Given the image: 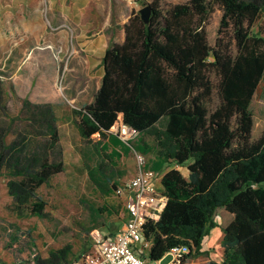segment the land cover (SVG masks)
<instances>
[{"label": "trees", "instance_id": "1", "mask_svg": "<svg viewBox=\"0 0 264 264\" xmlns=\"http://www.w3.org/2000/svg\"><path fill=\"white\" fill-rule=\"evenodd\" d=\"M211 3L223 9L213 46L205 31ZM143 4L152 7L150 23L132 10L124 41L105 49L104 74L93 100L73 109L79 135L82 140L105 137L122 115L154 139L155 169L187 163V178L175 167L161 177L168 199L159 219L144 226V237L152 241L149 260H160L179 245L191 249L181 264L190 254L206 253L203 241L216 225L215 209L224 207L233 219L223 227V258L209 264H264V134L251 139V101L264 76V36L251 29L264 14V0H187L166 10L157 0ZM21 71L18 79L35 81L32 71ZM2 96L0 90L5 109ZM41 100H23L32 123L49 137L41 152L8 144L0 127V173L6 168L16 204L29 202V212L38 215L46 203L36 188L64 170L56 116ZM64 256L59 250L47 259L25 255L16 261L59 264Z\"/></svg>", "mask_w": 264, "mask_h": 264}, {"label": "rangeland", "instance_id": "2", "mask_svg": "<svg viewBox=\"0 0 264 264\" xmlns=\"http://www.w3.org/2000/svg\"><path fill=\"white\" fill-rule=\"evenodd\" d=\"M41 10L35 9L37 0H28L26 7L18 13L17 0H12L10 15L3 18L0 15V27L7 33L14 30L15 38L8 40L10 43H17L19 46L31 47L42 40L36 37L34 30L41 32L47 27L54 32L51 48L59 51L60 43L75 44L82 40L79 28L83 26L82 21L75 19L50 17L47 7L50 0H40ZM153 0H107L106 9H101V15L91 13L89 21L84 28L89 26V38L93 37V26L102 25L103 14L108 12L111 25L106 33L111 34L112 27L120 26L122 21L129 18L130 11L140 10L145 4ZM159 7L167 9L170 6L185 2L187 0H157ZM121 4V8L119 7ZM94 7V6H93ZM104 8V7H103ZM40 9V8H39ZM41 29H35L41 23ZM58 14V13H57ZM97 16L100 19H97ZM223 9L215 3L210 4L206 20V36L210 46L216 43L218 30L221 27ZM118 22L119 25H116ZM40 26V25H39ZM252 31L260 32L264 36V14L260 15L252 26ZM19 31V32H18ZM35 31V32H36ZM68 32V34H67ZM39 34V33H38ZM40 35V34H39ZM115 35L111 36L109 44L115 41ZM46 40V39H45ZM60 71L63 75V61L60 63ZM22 70L31 73L30 65ZM16 65L0 62V90L2 91L3 104L5 109L0 108V127L3 129L5 140L8 144L17 143L15 148L27 144L31 150L49 145V137L45 128L33 124L29 116V108L23 106L24 98L44 101L51 105L44 97L60 98L59 103H54L53 108H58L57 129L61 146V157L64 163V170L52 175L47 183L36 188V196L45 201L44 213L42 215L29 212V202L24 205H17L13 196L8 190L6 168L0 173V264H21L17 263V257L28 255L32 257L39 255L47 259L48 256L59 250L65 253L64 260L59 264H70L81 254L92 250V232H116L125 222L127 212L123 201L115 192L120 181L131 177L136 170L134 154L131 146L121 140V143H114L108 136L94 135L90 140H82L77 128L76 119L73 118V109L82 107L92 101L93 92L97 88L93 78L89 84H78L72 78L64 76L61 81L55 84L50 82H32L21 80L16 77ZM15 72V73H14ZM22 72V71H20ZM19 72V73H20ZM82 76V75H80ZM68 81V82H67ZM18 90L20 94H18ZM38 98L32 97L33 94ZM25 94L26 96H21ZM70 99V104L65 100ZM214 102H217L214 95ZM74 105V107H71ZM251 112L253 127L251 139H256L264 134V76L261 78L258 89L251 101ZM71 113L73 114L71 116ZM163 121L157 125L160 127ZM5 130V132H4ZM135 144L146 145L150 149L149 159L157 157L156 144L154 139L142 133ZM127 146V147H125ZM59 148L53 151V158ZM48 152V151H47ZM51 156V157H52ZM169 167H177L185 178L189 175L187 163L177 165L166 163L165 169H160L162 174ZM36 198H34L35 200ZM213 220L217 225H223V221L216 217ZM210 229L203 241V248L207 251L204 254H190L183 264H209L210 261L220 262L223 258L218 231ZM22 255V256H20ZM174 257L172 252L166 253L159 260V264H168Z\"/></svg>", "mask_w": 264, "mask_h": 264}, {"label": "crops", "instance_id": "3", "mask_svg": "<svg viewBox=\"0 0 264 264\" xmlns=\"http://www.w3.org/2000/svg\"><path fill=\"white\" fill-rule=\"evenodd\" d=\"M40 3L41 1L37 0V6L35 7V9L36 11L41 10L42 12ZM16 4L18 6L17 11L19 13L21 12V10H23V7L27 6L28 0H17ZM11 6H12V0H0V15L4 19L9 17ZM106 6H107V0H50V3L47 7V12H50L51 18L57 16L58 18H66L67 20H69V19H75L77 17L80 21H82L81 24L83 23V26H85L89 21V16L91 13H95V15H99V14L101 15V12L99 11H101V9H106L105 8ZM121 6L122 5L119 4L120 8ZM132 10L133 9H131L130 11V15ZM109 16L110 13L108 12L104 13L102 17L103 24L93 26L94 27L93 37L91 39H87L89 38L88 37L89 31H91L89 29V26H87L86 28L81 26L79 30L81 37H83L82 40L75 44H72V43H67L66 42L67 39H66V41L60 43V48L58 49L59 51L53 50L50 44H46V43H53V40L55 39L54 38L55 33L50 31V29H48L47 27L41 32L40 30L42 26L41 14H40L41 23L37 24L38 26H36L35 28V29H39L40 31L34 30V33L37 35L36 37L39 39L38 41H40L41 39L44 40H42L40 43L38 42V44L34 46L32 45L31 47L19 46L17 45V43L8 42V40L15 38L16 31L12 30L9 33H7L6 30L1 29L0 27V62L4 64L7 62L13 65L15 64L16 77L20 75L19 72L23 69V67L24 68L26 67L25 65H30L32 71L31 74L32 76L35 77L34 80L38 82H50L55 84L57 81H59L61 75L62 78L60 79L61 81L64 80V76H65L66 80H68L67 78H72L73 79L72 81H74V83L85 85V84H89L90 83L89 81L93 78L94 83H97V88L95 90L97 91V89L101 84L102 74H104L102 58L104 56L105 49L109 45L111 36L113 35H115L114 36L115 43H121L124 41L125 39L124 26L129 20L128 18L126 21H122L121 22L122 24L120 26H115V28L112 27V31L110 32L111 34H109L106 33V30L111 25L110 20H106V17L108 18ZM97 19L100 18L97 16ZM116 25H119L118 22ZM61 61H63V65H64L63 75L60 71ZM95 91L93 92V96ZM43 97L46 100H51L49 101L51 103L50 107L56 116V122H57V115H59V112L57 111L58 108L56 107L53 108V105H56L54 103H59L60 98H58L57 96L50 98L48 95L42 96V98ZM70 99H67L65 97V100L69 104H70ZM71 107H74V105H71ZM73 114L71 113V116ZM72 117L73 118L75 117L76 119L75 114ZM119 117L122 119V115H120ZM141 134L142 133H140V135ZM140 135L137 141L139 140ZM107 136L110 137L112 141L116 144L122 142L121 141L122 139L113 132H109ZM116 137H118L120 140L118 141ZM143 146L146 147V145L144 144ZM146 155L148 156L146 166L155 169L154 164L157 162L158 156L154 160H150L149 154ZM165 164L163 165L162 169H165ZM169 168L164 170V172L167 171ZM122 182L123 181H120L119 185ZM120 198L123 201L125 208L124 198L122 196H120ZM215 215L216 217L218 216V218H220L223 221V225L216 224L213 227L214 229L213 232L218 231L219 240L222 241L223 227L231 222V220L233 219V214L227 212L224 207H219L215 209L214 216ZM221 249L223 254L222 246Z\"/></svg>", "mask_w": 264, "mask_h": 264}, {"label": "built area", "instance_id": "4", "mask_svg": "<svg viewBox=\"0 0 264 264\" xmlns=\"http://www.w3.org/2000/svg\"><path fill=\"white\" fill-rule=\"evenodd\" d=\"M108 132L118 135L131 146L136 164L135 173L124 180L115 190L125 202L127 217L122 226L114 233L93 230L92 250L81 254L70 264H159V259L149 260L148 252L152 245L144 237L146 223L159 219L167 203L163 193L160 169L147 167L148 156L133 147L140 132L118 117ZM187 245L170 249L174 257L168 264H181L190 253Z\"/></svg>", "mask_w": 264, "mask_h": 264}, {"label": "water", "instance_id": "5", "mask_svg": "<svg viewBox=\"0 0 264 264\" xmlns=\"http://www.w3.org/2000/svg\"><path fill=\"white\" fill-rule=\"evenodd\" d=\"M141 19L145 23H150V17L152 14V7L149 4H145L140 10H138Z\"/></svg>", "mask_w": 264, "mask_h": 264}]
</instances>
